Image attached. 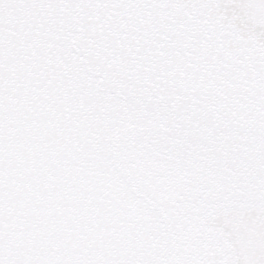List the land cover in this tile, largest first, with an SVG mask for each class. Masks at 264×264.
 Returning <instances> with one entry per match:
<instances>
[{
    "label": "snow or ice",
    "instance_id": "6c2138e0",
    "mask_svg": "<svg viewBox=\"0 0 264 264\" xmlns=\"http://www.w3.org/2000/svg\"><path fill=\"white\" fill-rule=\"evenodd\" d=\"M0 264H264V0H0Z\"/></svg>",
    "mask_w": 264,
    "mask_h": 264
}]
</instances>
